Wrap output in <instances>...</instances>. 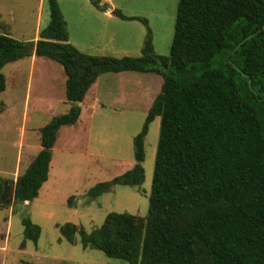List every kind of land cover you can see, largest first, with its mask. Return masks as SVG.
<instances>
[{"label":"trees","instance_id":"16d2710c","mask_svg":"<svg viewBox=\"0 0 264 264\" xmlns=\"http://www.w3.org/2000/svg\"><path fill=\"white\" fill-rule=\"evenodd\" d=\"M45 2L49 22L36 41L0 34V94L6 64L47 58L66 76L68 111L40 129L41 149L11 195L0 177V205L38 197L60 129L76 124L81 107L75 103L83 102L100 75L156 74L162 85L133 139L135 164L87 191L97 198L116 186H140L144 138L159 117L146 217L111 212L90 232L65 223L61 237L72 244L78 235L83 247L127 264H264V0H178L167 57L154 53L146 19L113 9L118 19L147 28L141 55L119 58L77 50L56 0ZM91 3L107 10L100 0ZM21 225L24 240L37 244L39 226L27 217Z\"/></svg>","mask_w":264,"mask_h":264},{"label":"rangeland","instance_id":"374dc122","mask_svg":"<svg viewBox=\"0 0 264 264\" xmlns=\"http://www.w3.org/2000/svg\"><path fill=\"white\" fill-rule=\"evenodd\" d=\"M108 1L127 17L146 19L154 53L169 56L178 0ZM56 2L70 42L80 52L117 58L141 55L147 32L144 24L117 17V24L109 22L101 17L104 10L97 12L91 0ZM48 22L45 0H0V34L31 42L37 27L43 29ZM106 31L113 32L114 37L104 43L100 34ZM1 73L6 78V88L0 94V177L9 196L16 178L39 150V129L50 118L66 113L68 103L66 76L52 60L25 57L6 64ZM161 85L162 78L150 73L99 76L95 87L103 89L100 96L104 106L92 110V87L77 123L61 129L51 154L47 190L29 204L11 200L8 205H0V264H127L83 247L78 235L72 244L68 243L61 237L59 227L70 223L90 232L99 228L111 212L146 217L159 117L149 124L144 138V179L140 186H116L97 198H90L87 191L133 167V139L141 131ZM24 217L40 228L37 244L23 238Z\"/></svg>","mask_w":264,"mask_h":264},{"label":"crops","instance_id":"0c3cea01","mask_svg":"<svg viewBox=\"0 0 264 264\" xmlns=\"http://www.w3.org/2000/svg\"><path fill=\"white\" fill-rule=\"evenodd\" d=\"M106 2V3H105ZM108 3H111L112 4V2H109L108 0H102V1H100V5H102V4H106V6H107V10L106 11H103L102 12V18L103 19H106L107 21H113L115 24H117L116 22H115V20H117L116 18H115V16H113L112 14H111V11L113 10V9H116V8H114L112 5H108ZM95 10H97V9H95ZM99 11V13L101 12L100 10H97V12ZM131 17V16H130ZM112 23V22H111ZM120 25V24H119ZM39 30H40V28L39 27H37V29H36V31H35V37H34V39L32 40V41H36L37 39H38V32H39ZM100 37H102V39H101V41H103L104 43H105V41H107V39L109 38V39H112L113 37H114V34H113V32H111V31H106L105 33H103V34H100ZM68 41L70 42V37H69V34H68ZM71 43V42H70ZM99 43H101V42H99ZM72 45H74L73 43H71ZM74 46H76V45H74ZM31 58L33 59V56H31ZM143 74V73H142ZM157 76V75H156ZM159 77V76H158ZM99 78V77H98ZM98 80V79H97ZM97 80H96V82H97ZM96 82L90 87V89H92V87H95V85H96ZM89 89V90H90ZM88 90V91H89ZM98 90V94H96V91ZM101 91H103V89L102 88H100V86H98V88H94V92H93V96H92V98H91V100L94 102L93 103V105H92V110H97V109H99V107H102V106H104L103 105V99H102V96H100V92ZM88 93V92H87ZM87 93H86V95H85V97H84V100H83V102L80 104V107H81V112H80V116L82 115V113L84 112V106H85V101H86V97H87ZM154 100V99H153ZM153 100H152V102H153ZM152 104V103H151ZM79 116V117H80ZM79 119V118H78ZM78 121V120H77ZM77 123V122H76ZM62 129V128H61ZM61 129H60V131H61ZM89 129V128H88ZM39 131H40V129H39ZM60 131H59V133H60ZM59 136V135H58ZM58 139V138H57ZM37 141L38 142H40V136L38 137V135H37ZM56 142H57V140H56ZM55 146H56V143H55V145H54V147L52 148V150L55 148ZM41 149V147L39 146V150ZM39 150H38V152H39ZM37 152V153H38ZM51 154H52V151H51ZM49 182V176H48V179H47V181L42 185V187H41V189H40V191H39V194H38V197H40V194H42L43 192H45L46 190H47V187L48 186H46L47 185V183ZM37 197V198H38ZM36 198V199H37Z\"/></svg>","mask_w":264,"mask_h":264},{"label":"water","instance_id":"95a60500","mask_svg":"<svg viewBox=\"0 0 264 264\" xmlns=\"http://www.w3.org/2000/svg\"><path fill=\"white\" fill-rule=\"evenodd\" d=\"M252 36H253V35H249L248 37H246L244 40H242V41L240 42V45L243 44L246 40H248V39L251 38ZM75 105L80 106V103H75Z\"/></svg>","mask_w":264,"mask_h":264}]
</instances>
